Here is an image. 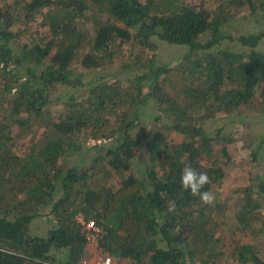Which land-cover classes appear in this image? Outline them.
Segmentation results:
<instances>
[{
    "label": "trees",
    "instance_id": "trees-1",
    "mask_svg": "<svg viewBox=\"0 0 264 264\" xmlns=\"http://www.w3.org/2000/svg\"><path fill=\"white\" fill-rule=\"evenodd\" d=\"M260 121L264 0H0V264H81L88 232L118 264H264L179 183L191 164L216 199L248 123L238 219L264 232Z\"/></svg>",
    "mask_w": 264,
    "mask_h": 264
},
{
    "label": "rangeland",
    "instance_id": "rangeland-1",
    "mask_svg": "<svg viewBox=\"0 0 264 264\" xmlns=\"http://www.w3.org/2000/svg\"><path fill=\"white\" fill-rule=\"evenodd\" d=\"M154 44H156V42H154ZM146 47L147 51L145 52L147 54L156 52L159 56L158 59H165L180 51L175 45H166L165 43H158L152 48L148 44ZM155 63L156 62H154V64ZM78 93L80 92H77V94ZM263 125L264 121L255 123L254 129H260ZM13 126H15V124ZM237 128L238 133L234 141L229 144L228 147L230 156L225 164V174L222 177L220 191L217 193L215 199L218 206L216 207L214 216L218 218V220H221V231L233 242L239 244L256 242V246L264 252V232L259 229V223L254 219L248 220L247 223L238 219L247 208L243 209L242 207V194L234 190L239 186L251 183L249 180V173L251 172L253 161L250 158L249 152L258 140L255 139L251 133L249 134L251 130H249L248 123L240 124ZM79 142L72 145H82L81 143L83 140L81 139ZM38 212V216L32 220L33 225L37 228L44 229L47 226L44 216L45 208L41 207ZM261 213L264 214V208H261ZM89 237L92 239L87 244V254L84 256L81 264H102L101 260L105 255L98 250L95 235L90 232ZM220 248L224 249V244H221ZM119 264L130 263L129 260L122 259V262ZM227 264L238 263L228 259Z\"/></svg>",
    "mask_w": 264,
    "mask_h": 264
},
{
    "label": "clouds",
    "instance_id": "clouds-1",
    "mask_svg": "<svg viewBox=\"0 0 264 264\" xmlns=\"http://www.w3.org/2000/svg\"><path fill=\"white\" fill-rule=\"evenodd\" d=\"M209 182L210 178L206 172H198L191 164H185L183 167L179 181L180 187L189 191L192 196L198 197L204 205H211L215 202L214 193L203 190Z\"/></svg>",
    "mask_w": 264,
    "mask_h": 264
},
{
    "label": "built area",
    "instance_id": "built-area-1",
    "mask_svg": "<svg viewBox=\"0 0 264 264\" xmlns=\"http://www.w3.org/2000/svg\"><path fill=\"white\" fill-rule=\"evenodd\" d=\"M86 228L87 229H93L94 231H99L98 228H96L93 224V221L92 220H88L87 223H86ZM89 233L88 232V236H89ZM93 234V232H91ZM95 235V234H93ZM102 264H118L115 260H113L110 256H104L101 260Z\"/></svg>",
    "mask_w": 264,
    "mask_h": 264
}]
</instances>
